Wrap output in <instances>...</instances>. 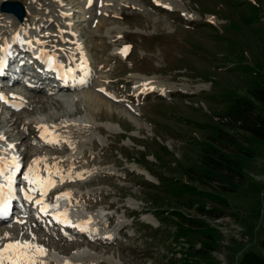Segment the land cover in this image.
Masks as SVG:
<instances>
[{
	"label": "rangeland",
	"instance_id": "1",
	"mask_svg": "<svg viewBox=\"0 0 264 264\" xmlns=\"http://www.w3.org/2000/svg\"><path fill=\"white\" fill-rule=\"evenodd\" d=\"M8 1L23 5L22 21L28 17L20 27L27 34L23 45L46 44L66 64L84 60L91 75L81 89H73L77 114L63 119H51L61 106L45 105L41 111L35 101V95L52 99L61 90H28L21 108L0 99V131L11 125L13 135L5 136L6 141L24 138L19 145L26 171L33 160L46 158L38 167L42 174L47 166L55 181L47 193L61 187L71 194L74 210L97 218L103 229L111 228L110 215L112 227L126 225L115 233L106 230L104 241L36 228L33 232L50 243L58 238L80 243L78 249L101 257L98 262L72 259L43 245V264L50 258H64L60 264H108L104 257L114 264H237L244 251L258 249L264 238V139L239 129L228 113L238 97L250 99L254 89H264V0H182L194 18L154 0ZM206 14L216 21L209 22ZM31 18L43 22L34 24ZM15 21L0 11V41ZM133 71L157 75L166 89L185 85L189 92L139 93ZM6 81L0 78V88H19L4 85ZM201 83L207 86L196 91ZM83 91L100 94L99 103H84ZM121 103L138 106L150 134L116 111L115 104ZM254 103L264 118V103ZM83 114L88 117L84 123ZM107 120L125 132H108L100 125ZM45 123L71 134L59 146H38L31 136ZM131 130L140 134L130 135ZM215 147L219 152L210 151ZM214 155L223 156L224 167L208 164ZM32 195L41 198L40 193ZM103 206L110 207L108 212ZM117 234L124 241H114ZM5 242L0 234V246Z\"/></svg>",
	"mask_w": 264,
	"mask_h": 264
},
{
	"label": "bare ground",
	"instance_id": "2",
	"mask_svg": "<svg viewBox=\"0 0 264 264\" xmlns=\"http://www.w3.org/2000/svg\"><path fill=\"white\" fill-rule=\"evenodd\" d=\"M124 1H125L124 3L131 4V2H129V0H124ZM154 2L157 5L165 7L166 9L179 11L185 18L193 17L192 14L190 12H188L186 3L183 2L182 0H154ZM109 3H112V2H109ZM71 11L72 12L77 11V8H72ZM196 14L199 15L198 13H196ZM7 15H8V17L10 16L11 18H13L12 14H7ZM205 16L209 22L214 23L216 21V19L211 14H206ZM31 19H32L31 22H33L34 24L36 22L41 21L39 18H31ZM84 19H85V17H83V20ZM27 20H28V17L26 16L22 22H18V21L16 22L15 21L13 24H11L10 25V32H9L8 36L5 37L4 39L2 38V40L0 41V44H1L0 45V76H5L6 79L10 82V85L18 84V80L20 78L24 82H25V80L26 81L29 80V82L31 81L32 83H34V82H36V80L39 79L40 81H42V78L46 77L45 75H46L47 70H46V68L43 69V66H46L48 69L51 68L53 71H55L52 74H50V76H52L53 80H54L53 85H54V87L55 86L59 87L58 90H61L62 92L59 94H55L52 97V99H46V100H44L39 95H35V101L41 103V105H42L41 111H45V105H49L51 107L57 106V105L61 106L62 111L60 113H56L51 119H53V118L54 119H63L64 116H71L72 114H77V112L75 110H73L74 103L77 99V96L74 94L73 89H75V88L81 89L88 82V77H89V75H91L90 71H89L88 63H86V61L83 60V61H77V62L73 61V62H69L68 64H66V63H63L62 61H60L58 59H55V63H49V57L50 56L54 57V56L52 55L51 50L48 47H46V44L39 43L38 45H35L31 42L29 45L28 44L23 45V42H21V40H23L24 38H27V34L25 33V31H21L20 27L22 24L25 25ZM42 22L43 21L40 22V25ZM45 23H46V21H45ZM49 25L50 24L48 22L46 26L49 27ZM78 25H80L79 21H78ZM28 37H30V35ZM121 54L123 55V52H121ZM41 62L43 64V66L40 64ZM23 73H24V75H23ZM26 75L32 76V77L27 78L28 76H26ZM62 76L63 77L66 76L67 78H62ZM130 76L133 78L134 89H137L139 91V93L157 90L156 93L159 91L160 94H162V95H168L169 91H172L171 89H182L183 92H189V87L185 86V85H181L180 88L172 87V88H170V90L166 89L165 88L166 86H162V84L160 86L158 83L157 75H155V74L148 75V74H144L141 72H134L133 71L130 73ZM65 79L67 80V84L65 83V85H64L63 80H65ZM21 80H20L19 88L18 87L16 89H10L11 87H8V88L1 87L0 88V94H3V96H4V99H1V100H3L5 102L4 103L5 105L7 103H9L8 107H10V108H12V107L16 108V107L20 106V104L23 102V100H22L23 95L29 90L28 85L24 86ZM71 83H72V85H69ZM34 85H36V83ZM46 85H47V86H45L46 91L53 90L50 87L49 82H47ZM174 85H176V84H174ZM170 86H172V85H170ZM206 86L207 85L205 83H201V84H199V86H194V89L196 91H198V90H200V88L203 89V87H206ZM37 87H38V85L34 86L33 90L36 89V91H40L39 89H37ZM190 87H192V86H190ZM99 95L100 94L96 93L95 91H83V93L80 95L81 96L80 99L83 100V102L89 106H92V105L96 106V103L99 101V98H100ZM115 109L121 115L125 116L129 121H131L137 129L147 130V133L150 132V126L142 118L139 117V108L136 104H133V103L115 104ZM30 112H29V116L30 115L34 116V115H32L33 111H30ZM38 119H39V117H36V120H38ZM82 119H83V123L85 121H88L87 114H83ZM41 120L43 121V119H41ZM101 122L102 123L100 125H102V127H104L105 130H107L108 132H112V133H114V132L115 133L125 132V130H123L121 128L120 124L117 122L110 121V120H107L105 122L101 121ZM7 123H8V121L5 119V124L7 125ZM41 125H46L48 127V137H50L48 139H50V140L54 139V141H55V142L50 143V144H56V143L60 144L65 139V137H67V135L71 134L70 131L66 132L67 134L62 133L61 131L54 128V126L52 124L45 123V124H41ZM7 126L8 127L6 129L0 131V159H1V156L3 155L5 157L4 160L6 159L7 161H9V159H10L9 157L11 156L10 150L8 149V146L2 142V139L5 136L11 137L13 135V127L11 125H7ZM38 130L41 133V131L43 129H41L39 127ZM129 134L130 135L140 134V132L138 130H131L129 132ZM23 139L24 138L18 139V141H15L14 145L15 146L19 145L23 141ZM42 139L47 142V140L44 137H42ZM128 139L130 141V138H128ZM21 154H22V158H23V151L21 152ZM34 154H36V153H33L32 155H34ZM0 162H2V161H0ZM10 164H13V161H9V163L6 165L7 170L3 171V173H4L3 178L4 179L13 177V174H11L12 169H10V166H9ZM17 164H19V163L16 162L15 164L12 165V167L17 168L18 167ZM68 164L70 166H74L75 162L70 161ZM141 170L143 171V173H145L147 175L149 180H151L152 182H156L155 178L147 170L140 169V171ZM53 171H54V169H53ZM87 183H90V180ZM0 184H2V183L0 182ZM12 185L13 184L11 183V187H13ZM81 185H83V184H81ZM2 186H4V188H9V182L7 183V186L5 184H2ZM59 190L62 192V188L59 187V188L53 189L52 193H54V192L57 193ZM57 196H59V195H57ZM38 199H41V198L36 197L35 199H33V202H31L33 204L31 211H33V213H31V212L27 213V215L24 216V218L22 220L23 222L17 221L13 224L4 226L2 228V230H0V234H1L4 241H6V242L12 241V240H21L22 241V240L28 239V240H33V242L38 241L39 244H42L46 248H48V251H51V250L57 251L63 257H65L66 255H68V258H72V259H79L80 257H83V258H86L89 262H92V261L98 262L101 260L100 259L101 257L97 256L96 254L95 255L90 254L88 252H85V251L78 249L80 243L70 241L67 244H65L59 238L56 239L55 242L50 243L46 239L39 236L37 234V232H35V231L33 232V234H31V232L36 228L40 231L43 229L41 227L38 228L39 224L34 219H32V216L34 214L38 215L39 206H34V201L38 200ZM43 200H44V203L46 204L47 198L43 199ZM59 201L65 202V204H66V202H69L67 198H61L59 200H56L55 202H59ZM47 203L49 205H55V204H52L51 202H47ZM60 207L62 208L63 206L58 205V208L56 206H53V207H50L49 210L59 209ZM121 207H123L122 204H121ZM67 209L68 210H74L75 208L70 206ZM40 216L42 217V215H40ZM46 218L47 217H42V219L44 220V221H42L43 223L47 221ZM146 219H148L151 222L153 221V224L157 226L158 222L154 218L146 217ZM10 220H11V217L9 218L8 222ZM5 224H7V222ZM47 226L49 227L50 225H46V227ZM121 229H124V227H122ZM30 230H32V231H30ZM5 233H7L8 235L5 236ZM33 237H34V239H33ZM94 249H95V247H94ZM104 260L108 264H114L115 263L114 260L109 259L107 257H104ZM61 261H64V258L59 259L56 262H59V264H60ZM46 264H53V262L47 261Z\"/></svg>",
	"mask_w": 264,
	"mask_h": 264
},
{
	"label": "snow or ice",
	"instance_id": "3",
	"mask_svg": "<svg viewBox=\"0 0 264 264\" xmlns=\"http://www.w3.org/2000/svg\"><path fill=\"white\" fill-rule=\"evenodd\" d=\"M30 43V42H29ZM49 63H55V57H49ZM103 91V89H101ZM0 99H4L3 94H0ZM41 129V136L44 137L47 142L53 143L48 139V127L46 125L38 126ZM41 159L46 158H38L33 160L32 165L29 167V174L25 175L24 179L28 182V189L24 191L25 199L29 202H33V195L31 193L39 191L41 199L34 201V206H39V211L45 214H48V209L53 206L58 205H49L45 204L43 197L47 194L49 188L55 185V181L52 179V174L49 168L46 166L44 172L47 175L41 174V170L39 169L38 165L40 164ZM16 161L13 160V164ZM3 174V169H0V175ZM57 175L61 176V182H63V174L57 169ZM70 178V175H69ZM12 188H11V178H9V189L8 195L4 194L3 186H0V216L7 215L9 210V202L12 199L11 196ZM70 193H61L59 196L56 197V200L61 198H69ZM55 219L60 220L63 223L70 224L71 221L67 218V211L65 210L62 213H59L55 216ZM23 222V221H19ZM91 221H87L85 223H90ZM74 227H80L81 230H85V228L81 225H73ZM8 234L5 233V236ZM34 239V237H33ZM47 250L43 247V245H39L33 243V240H12L0 246V264H43V261L39 259L46 255Z\"/></svg>",
	"mask_w": 264,
	"mask_h": 264
},
{
	"label": "trees",
	"instance_id": "4",
	"mask_svg": "<svg viewBox=\"0 0 264 264\" xmlns=\"http://www.w3.org/2000/svg\"><path fill=\"white\" fill-rule=\"evenodd\" d=\"M254 101L264 103V89H254L251 92L250 99L243 96L238 97L233 106L229 109L228 115L231 122H235L239 129L245 133L264 139V118L257 111ZM210 151L216 153L219 152V149L215 147L210 149ZM217 157H219L218 159L220 160H218ZM217 157L214 155L209 158L208 164L213 168L216 165L223 166L220 163L223 162V156L220 158V156L217 155ZM237 264H264V238L260 240L258 249H248L244 251Z\"/></svg>",
	"mask_w": 264,
	"mask_h": 264
},
{
	"label": "water",
	"instance_id": "5",
	"mask_svg": "<svg viewBox=\"0 0 264 264\" xmlns=\"http://www.w3.org/2000/svg\"><path fill=\"white\" fill-rule=\"evenodd\" d=\"M0 10L5 13L13 14L19 21H22L25 14L23 5L18 1L3 0L0 4Z\"/></svg>",
	"mask_w": 264,
	"mask_h": 264
}]
</instances>
